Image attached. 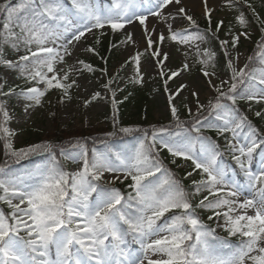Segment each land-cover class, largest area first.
Wrapping results in <instances>:
<instances>
[{
    "label": "snow or ice",
    "instance_id": "obj_1",
    "mask_svg": "<svg viewBox=\"0 0 264 264\" xmlns=\"http://www.w3.org/2000/svg\"><path fill=\"white\" fill-rule=\"evenodd\" d=\"M201 2L209 25L203 34L183 0L0 3V67L23 82V86L0 82V139L5 142V155L18 163L34 152L48 154L46 163L24 173L14 171L8 160L0 163V203L11 210L0 211V264H264V134L238 107V101H244L249 111L259 105L254 115L264 120V38L248 62L236 68L233 61L239 60V54L231 57L227 49H236L248 33L228 26L227 38L220 40V46L231 75L220 79L217 86L212 83L216 73L202 70L216 95L205 105L200 92L193 90L195 112L184 105L190 120H181L173 104L168 125L118 128L116 121L113 131L100 141L102 150L89 149L81 138L67 145L46 142L27 149H14L11 143L15 132L7 126L11 116L6 102L16 97L28 113L55 91L58 104L71 103L73 90L79 87L73 77L94 71L91 64L76 58L81 49L95 53V48L84 46L94 30L123 32L121 43L139 45L128 30L139 26L144 49L121 66L133 65L134 75L129 80L133 85L144 82L145 56L164 78L165 91L169 80L189 68L188 63L180 70L168 68L170 54L160 47L165 40L188 45L184 57L195 55L200 64L208 66L216 53L194 42L203 41L209 32L218 39L225 20H218L213 27L215 9L209 7V0ZM222 3L238 13L240 27L247 29L250 23L247 11L264 33V17L251 0ZM149 17L155 18V25L149 26ZM177 19L186 20L189 28L174 31ZM161 25L167 35L158 31ZM114 83L115 78H110L103 87L112 93L115 109L119 103L116 91L122 89H113ZM187 88L180 84L169 102ZM99 97L96 92L85 98L83 107ZM48 115L55 120L57 113ZM205 129L224 137L234 165L224 161L221 145L207 136ZM119 133H136L139 139L130 147L110 142L108 138ZM164 150L173 157V164L177 158L191 161L193 170L186 178L193 172L200 176L192 181L191 191L164 166ZM62 159L79 164L78 170L67 171ZM117 181H128L127 193L116 186ZM197 209L210 212L207 220L215 227L205 223ZM218 229L226 235L220 236Z\"/></svg>",
    "mask_w": 264,
    "mask_h": 264
},
{
    "label": "rangeland",
    "instance_id": "obj_2",
    "mask_svg": "<svg viewBox=\"0 0 264 264\" xmlns=\"http://www.w3.org/2000/svg\"><path fill=\"white\" fill-rule=\"evenodd\" d=\"M186 5L189 15H192L196 21L206 20L203 15V5L201 0H183ZM209 7L214 8L215 11L212 15V20L218 21L220 19L225 20V27L222 28L223 39H226V32L228 31V26L230 25L232 29H239L240 31H247V37L242 36L236 49L229 47L227 50L231 57H235L239 54V60H234V66L236 68L243 67L247 60V47L251 45V42L257 37V28L250 22L247 29L240 27L236 22V15L238 14L234 10H229L224 7L222 0H209ZM174 8H169L168 11H174ZM258 13L259 10H257ZM171 22V21H170ZM149 26L155 25L156 20L153 17H149ZM184 28H189L188 22L186 20L177 19L173 24V30L179 31ZM129 31L134 33L133 39L139 42V45L134 43H121L120 51L118 52L117 58L111 63L110 68L105 73H98L96 75L91 74L89 71L85 70L82 75H76L73 78L78 80L79 87L73 90V100L71 103L66 105H60L57 103V97L55 98L54 93H50L44 98L42 106L36 109H30L28 113H25L23 106L17 102V98L13 97L9 99L6 103L8 106V111L11 116V120L8 122V127L15 132V135L11 141L14 149L25 148L27 149L31 145H39L47 141L50 136L54 134L55 128L61 131L66 137L70 139L83 138L85 141L90 140L94 137H100V134L107 128V118L108 111L106 104L102 101H94L87 108L83 107V100L85 98H91V96L99 92L100 96L108 95V91L103 86L105 85L107 75H114L117 71L122 70L121 66L125 64V61L129 59L130 56L135 55L137 50L143 51L144 44L140 35L139 26L136 28L129 27ZM103 31L104 33L112 32L110 29L94 30V35H88L87 41H85L84 46H88L95 36ZM158 31H164L167 35L166 27L161 25L158 27ZM190 31H192L190 29ZM121 36H125L123 32H119ZM194 44H199L200 48L206 47L205 38L203 41H195ZM162 50L170 54V60L167 62L168 68L172 70H180L184 63L189 64V68L186 71H181L180 76L173 78L168 81V91H165L164 78L158 75L157 68L154 63H152L147 56L142 57V73L144 76V82L142 84H130L129 80L134 75L133 65L125 67V70L121 76L119 83L116 85L115 89H122V91H116V95L120 96L124 93H133L135 98H140L141 95L147 94L148 100L146 105L150 109L148 115H142L149 120V126L155 124L158 121H167L169 115H171L170 108L174 104L178 109V115L180 119L184 115H189L187 109L184 107L185 104L193 109L195 112V97L192 96L193 90L200 92V101L203 104H207L208 99L216 95L215 90L209 86L206 77L202 75V70L205 69V65H201L198 62V58L195 55H190L185 58L183 53L189 49L188 45H182L179 43H174L170 40H165L163 45H161ZM194 51V46L192 47ZM10 55H15L14 53ZM77 59L80 60H90L91 54L83 51L82 49L76 55ZM202 58V57H201ZM227 61V58H226ZM88 63V62H86ZM124 68V67H123ZM167 71V69H165ZM215 72L216 75L212 77V83L219 86L220 79H229L230 73L223 68L212 69L209 73ZM2 75L4 80L7 82L18 83L14 79L11 73L6 74L5 69L2 70ZM159 84H162L163 89H159ZM180 84H187V90L183 91L178 97H176L171 103L169 102V96L171 93L175 92ZM3 98L0 97V100ZM230 103V102H229ZM55 107H58L57 116L53 120L48 113L54 112ZM135 105L130 107L128 110V115L126 116L127 121H131L129 125L138 124L140 115L136 112ZM241 111L246 113L248 116H255L254 112L259 110V105H253L252 111L248 110V105L243 101V103L238 104ZM191 119V117H190ZM189 119V120H190ZM261 130L264 131V120L262 123ZM139 137L133 141V145L138 141ZM222 145L221 142H218ZM87 144L89 142L87 141ZM3 155V145L0 141V158ZM167 157H171L166 154ZM41 163L43 165L46 163L48 157L41 156ZM162 158V157H161ZM259 159L257 155L256 160ZM64 160V159H63ZM65 166L68 167L69 172L78 170L79 164L73 163L71 160H64ZM176 162L187 163L192 166L191 161H185L183 159H176ZM38 166V165H37ZM36 166V167H37ZM191 167H188L187 172H192ZM197 175L196 172H193ZM110 178L109 174H105ZM125 182V181H124ZM120 183L119 181L116 182ZM3 206L11 211L6 204ZM204 219L211 213L205 212ZM215 227V225H214ZM218 229V234H219Z\"/></svg>",
    "mask_w": 264,
    "mask_h": 264
},
{
    "label": "trees",
    "instance_id": "obj_3",
    "mask_svg": "<svg viewBox=\"0 0 264 264\" xmlns=\"http://www.w3.org/2000/svg\"><path fill=\"white\" fill-rule=\"evenodd\" d=\"M4 0H0V3H3ZM252 2V1H251ZM255 7L257 8V10L260 11V13L262 15H264V0H256V2H252ZM247 15L249 16L250 20L254 23V25H256L258 27L259 33H261L260 38L256 41V45H258V43L261 41L262 38H264V33H262L260 31L261 25L260 23L255 20L254 18L251 17V13L247 12ZM202 27H201V26ZM215 25V23H214ZM213 25V27H214ZM209 26L203 25V24H199V29H204V31L206 29H208ZM222 30V29H221ZM209 34L212 36L211 32H209ZM221 34V31L219 33H217V36L219 38ZM97 39L99 40V42L97 43ZM92 44L91 47L95 48V53H93L94 57L92 58V64L94 66L95 69L97 68H107L111 62L116 58L117 56V51H118V47H119V40H116V38L114 37H106L105 36H98L97 38ZM252 50L249 49V52H251ZM252 56L255 54V51H252ZM213 63L214 66L218 67L221 63V59H219V56H215L214 60L211 61ZM259 64L258 61L256 62V65ZM2 69V67H0V70ZM118 79V78H117ZM118 81V80H115ZM1 82V80H0ZM117 101H119V103L116 105L115 109L113 108V103H112V98L108 101H106L107 106H108V112L110 113V117L109 119H107V130L108 133L113 131V125L116 121H118L117 127H130L129 124L131 121H127L126 120V116L128 115V110L130 109V107H132L133 105H135V109L136 112L139 113L140 118L138 121V124L133 127V128H141V129H147V124H148V119L146 118V116H142L144 115H148L150 113V109L148 108V106L146 105V102L148 100V95L147 94H143L140 96V98L136 99L134 94H127L124 96H120L119 98H116ZM172 119V118H171ZM171 119L169 120L168 123L163 124V123H158L156 124L157 126L159 125H168L171 122ZM254 121L256 122V124L258 126H260L261 124V119L258 117L254 118ZM258 126L256 128H258ZM205 134L207 136H209L210 138H212L213 140H224V137L219 136L217 134V132L213 129H205ZM132 133L129 134H123V133H119L117 136L115 137H111L108 138L109 140H115V139H121L123 137H126L128 135H130ZM102 138H106V135H104ZM51 141L54 142L55 144L57 143H61L64 141L63 136L61 133H59V135L55 134L52 138ZM101 142H97V145L100 146ZM87 145V144H86ZM88 147V145H87ZM1 163V161H0ZM168 165L171 166V170L175 169V166H177L178 164H173L171 161H168ZM200 179V176L198 177V180ZM184 182V186L185 188H187L188 190H190L191 184H190V178L187 177L185 178ZM124 187V189L122 188ZM122 187H119L122 191H124L125 193H127L128 189H127V185H123Z\"/></svg>",
    "mask_w": 264,
    "mask_h": 264
}]
</instances>
